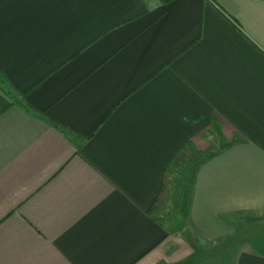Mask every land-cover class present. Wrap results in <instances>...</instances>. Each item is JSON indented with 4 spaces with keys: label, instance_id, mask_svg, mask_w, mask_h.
I'll return each instance as SVG.
<instances>
[{
    "label": "crops",
    "instance_id": "crops-1",
    "mask_svg": "<svg viewBox=\"0 0 264 264\" xmlns=\"http://www.w3.org/2000/svg\"><path fill=\"white\" fill-rule=\"evenodd\" d=\"M0 264H264V0H0Z\"/></svg>",
    "mask_w": 264,
    "mask_h": 264
},
{
    "label": "rangeland",
    "instance_id": "rangeland-1",
    "mask_svg": "<svg viewBox=\"0 0 264 264\" xmlns=\"http://www.w3.org/2000/svg\"><path fill=\"white\" fill-rule=\"evenodd\" d=\"M192 163L193 161L188 160L187 157L175 171L169 169L167 172L165 188L156 206L155 214L169 230L175 228L177 231L181 228L184 212L183 196L188 187V174L184 172V169ZM184 173L185 175H183ZM217 255L219 258L222 257L224 262L234 260L235 256V254L231 253ZM197 256H200L201 260H210L215 258L216 254L207 252L205 254H197Z\"/></svg>",
    "mask_w": 264,
    "mask_h": 264
},
{
    "label": "trees",
    "instance_id": "trees-1",
    "mask_svg": "<svg viewBox=\"0 0 264 264\" xmlns=\"http://www.w3.org/2000/svg\"><path fill=\"white\" fill-rule=\"evenodd\" d=\"M209 155H210V154L206 155L205 157H209ZM183 160H184V159H183V156H179V158H178L177 161H176V162H177V163H176V166H178V162H179V163H183ZM189 167H190V166H189Z\"/></svg>",
    "mask_w": 264,
    "mask_h": 264
}]
</instances>
